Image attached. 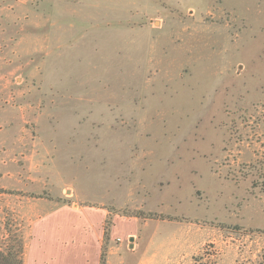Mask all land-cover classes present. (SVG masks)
Here are the masks:
<instances>
[{"label": "rangeland", "instance_id": "374dc122", "mask_svg": "<svg viewBox=\"0 0 264 264\" xmlns=\"http://www.w3.org/2000/svg\"><path fill=\"white\" fill-rule=\"evenodd\" d=\"M52 4L0 0V188L14 192L0 193V216L23 231L24 264L41 200L64 196L27 177ZM163 4L138 99L89 119L137 136L129 204L112 213L138 217L145 246L131 251L124 231L116 250L152 264H264V0Z\"/></svg>", "mask_w": 264, "mask_h": 264}, {"label": "crops", "instance_id": "0c3cea01", "mask_svg": "<svg viewBox=\"0 0 264 264\" xmlns=\"http://www.w3.org/2000/svg\"><path fill=\"white\" fill-rule=\"evenodd\" d=\"M164 2L186 8L206 0H53L27 177L64 196L41 200L46 208L31 220L25 264H100L104 246L105 264L153 263L130 261L114 244L125 231L134 237L131 251L145 246L140 219L112 213L129 204L136 133L89 119L102 111L113 115L116 106L138 99L150 24L164 14ZM118 220L128 223L123 231L116 230Z\"/></svg>", "mask_w": 264, "mask_h": 264}, {"label": "trees", "instance_id": "16d2710c", "mask_svg": "<svg viewBox=\"0 0 264 264\" xmlns=\"http://www.w3.org/2000/svg\"><path fill=\"white\" fill-rule=\"evenodd\" d=\"M0 193L14 192L0 188ZM107 225L105 233L108 232ZM25 238L17 221L9 212L0 216V264H24ZM100 264H105V251L101 256Z\"/></svg>", "mask_w": 264, "mask_h": 264}, {"label": "water", "instance_id": "95a60500", "mask_svg": "<svg viewBox=\"0 0 264 264\" xmlns=\"http://www.w3.org/2000/svg\"><path fill=\"white\" fill-rule=\"evenodd\" d=\"M130 240H133V237H130Z\"/></svg>", "mask_w": 264, "mask_h": 264}]
</instances>
